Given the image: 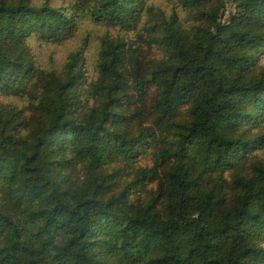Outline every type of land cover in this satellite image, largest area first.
Here are the masks:
<instances>
[{
  "label": "trees",
  "instance_id": "trees-1",
  "mask_svg": "<svg viewBox=\"0 0 264 264\" xmlns=\"http://www.w3.org/2000/svg\"><path fill=\"white\" fill-rule=\"evenodd\" d=\"M0 264H264V0H0Z\"/></svg>",
  "mask_w": 264,
  "mask_h": 264
},
{
  "label": "rangeland",
  "instance_id": "rangeland-1",
  "mask_svg": "<svg viewBox=\"0 0 264 264\" xmlns=\"http://www.w3.org/2000/svg\"><path fill=\"white\" fill-rule=\"evenodd\" d=\"M53 3H60V0H51ZM95 33L101 34V29H94ZM85 32H80L77 37L73 38L72 40L60 45V46H50V45H33V51L38 56L39 60L43 63H49V61H53L56 64H60L61 61L67 56L72 50L77 48V46L80 43L81 37L84 36ZM96 43H98L96 40H92L90 42V56L93 55L94 49L96 46ZM93 59V57H92ZM92 59L89 62V72L92 76Z\"/></svg>",
  "mask_w": 264,
  "mask_h": 264
}]
</instances>
